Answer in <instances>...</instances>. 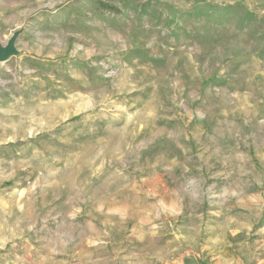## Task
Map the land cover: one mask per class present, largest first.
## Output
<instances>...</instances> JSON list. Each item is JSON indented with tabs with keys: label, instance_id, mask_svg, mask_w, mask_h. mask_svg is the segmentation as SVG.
Here are the masks:
<instances>
[{
	"label": "rangeland",
	"instance_id": "374dc122",
	"mask_svg": "<svg viewBox=\"0 0 264 264\" xmlns=\"http://www.w3.org/2000/svg\"><path fill=\"white\" fill-rule=\"evenodd\" d=\"M9 41L0 264H264V0H0Z\"/></svg>",
	"mask_w": 264,
	"mask_h": 264
},
{
	"label": "water",
	"instance_id": "95a60500",
	"mask_svg": "<svg viewBox=\"0 0 264 264\" xmlns=\"http://www.w3.org/2000/svg\"><path fill=\"white\" fill-rule=\"evenodd\" d=\"M14 50L12 41H9L6 47H0V60L6 59Z\"/></svg>",
	"mask_w": 264,
	"mask_h": 264
},
{
	"label": "trees",
	"instance_id": "16d2710c",
	"mask_svg": "<svg viewBox=\"0 0 264 264\" xmlns=\"http://www.w3.org/2000/svg\"><path fill=\"white\" fill-rule=\"evenodd\" d=\"M96 3H97V1H96ZM100 3H101L100 7H102V8L104 7L106 9H110V10H113V11H119V9L116 6L112 5V4H108L106 2H101V1H100Z\"/></svg>",
	"mask_w": 264,
	"mask_h": 264
}]
</instances>
